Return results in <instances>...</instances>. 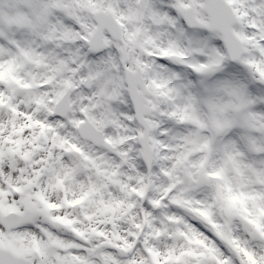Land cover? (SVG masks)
Returning a JSON list of instances; mask_svg holds the SVG:
<instances>
[{"label":"snow or ice","instance_id":"6c2138e0","mask_svg":"<svg viewBox=\"0 0 264 264\" xmlns=\"http://www.w3.org/2000/svg\"><path fill=\"white\" fill-rule=\"evenodd\" d=\"M0 264H264V0H0Z\"/></svg>","mask_w":264,"mask_h":264}]
</instances>
